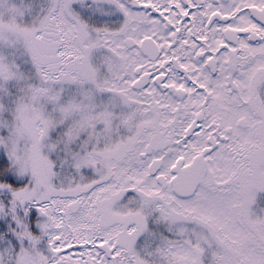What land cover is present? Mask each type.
Instances as JSON below:
<instances>
[{
    "label": "snow or ice",
    "instance_id": "6c2138e0",
    "mask_svg": "<svg viewBox=\"0 0 264 264\" xmlns=\"http://www.w3.org/2000/svg\"><path fill=\"white\" fill-rule=\"evenodd\" d=\"M0 264H264V0H0Z\"/></svg>",
    "mask_w": 264,
    "mask_h": 264
}]
</instances>
